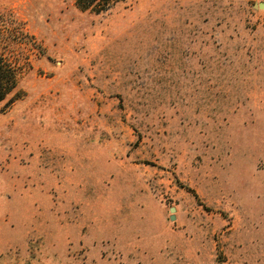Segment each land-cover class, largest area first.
Listing matches in <instances>:
<instances>
[{"label":"rangeland","instance_id":"rangeland-1","mask_svg":"<svg viewBox=\"0 0 264 264\" xmlns=\"http://www.w3.org/2000/svg\"><path fill=\"white\" fill-rule=\"evenodd\" d=\"M0 15V264H264V0Z\"/></svg>","mask_w":264,"mask_h":264},{"label":"trees","instance_id":"trees-1","mask_svg":"<svg viewBox=\"0 0 264 264\" xmlns=\"http://www.w3.org/2000/svg\"><path fill=\"white\" fill-rule=\"evenodd\" d=\"M120 1L123 0H75V3L81 10L102 12L112 8ZM3 17L0 15V104L4 102L7 106L16 99L15 88L18 78L22 74V67L10 54V46L14 42L12 34L20 32L29 35L25 33L19 23H17L19 26L9 25L3 20Z\"/></svg>","mask_w":264,"mask_h":264},{"label":"water","instance_id":"water-1","mask_svg":"<svg viewBox=\"0 0 264 264\" xmlns=\"http://www.w3.org/2000/svg\"><path fill=\"white\" fill-rule=\"evenodd\" d=\"M174 210H175V207H171V208H170V211H171V212H174ZM171 219H174V215H171Z\"/></svg>","mask_w":264,"mask_h":264}]
</instances>
